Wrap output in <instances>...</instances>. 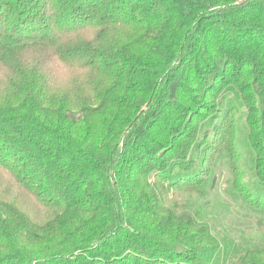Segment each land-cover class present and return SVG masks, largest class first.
Listing matches in <instances>:
<instances>
[{
    "label": "trees",
    "instance_id": "1",
    "mask_svg": "<svg viewBox=\"0 0 264 264\" xmlns=\"http://www.w3.org/2000/svg\"><path fill=\"white\" fill-rule=\"evenodd\" d=\"M232 257L264 264V0H0V264Z\"/></svg>",
    "mask_w": 264,
    "mask_h": 264
},
{
    "label": "rangeland",
    "instance_id": "2",
    "mask_svg": "<svg viewBox=\"0 0 264 264\" xmlns=\"http://www.w3.org/2000/svg\"><path fill=\"white\" fill-rule=\"evenodd\" d=\"M238 117V116H237ZM237 117L235 118V119H237ZM246 135H248L247 134V132L245 131V129H244V127H242V126H239L238 127V129H237V133L232 137L233 139L231 140H229L228 141V143L230 144V142L232 141V142H235L236 141V144H240V143H242L243 141V136H245L246 137ZM241 137H243L242 139H241ZM228 139H229V137H228ZM222 188H223V179H220V182H219V185H218V189H217V191H218V194H219V196L221 197V198H224L225 199V197H224V195H223V193H222ZM238 215H236L235 213H232L231 214V218H236ZM230 218V219H231ZM255 220V217H253V216H249V217H243L242 218V220L241 221H244L239 227H240V229H241V231L242 232H244L245 233V235L247 234V236L249 237V238H254V239H256L257 240V238H258V235L256 234V233H254L255 231L253 230V221ZM236 228V227H235ZM233 230H235L234 228H233ZM237 259L236 258H230V259H227V260H225V259H223V260H220L219 262H217V261H215L214 263L215 264H232V263H234L235 261H236Z\"/></svg>",
    "mask_w": 264,
    "mask_h": 264
}]
</instances>
